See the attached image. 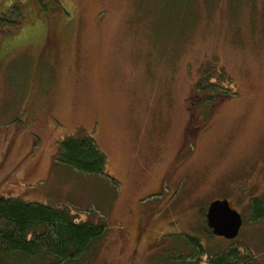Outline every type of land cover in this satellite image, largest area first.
Segmentation results:
<instances>
[{
    "label": "rangeland",
    "instance_id": "1",
    "mask_svg": "<svg viewBox=\"0 0 264 264\" xmlns=\"http://www.w3.org/2000/svg\"><path fill=\"white\" fill-rule=\"evenodd\" d=\"M24 1L0 0V196L103 221L81 264H209L233 244L264 264V0ZM77 132L104 173L54 163ZM222 199L233 241L206 224Z\"/></svg>",
    "mask_w": 264,
    "mask_h": 264
},
{
    "label": "trees",
    "instance_id": "2",
    "mask_svg": "<svg viewBox=\"0 0 264 264\" xmlns=\"http://www.w3.org/2000/svg\"><path fill=\"white\" fill-rule=\"evenodd\" d=\"M37 2L40 1H34L35 7L41 9ZM59 15L66 16L64 10ZM205 83L211 90L222 88L218 82L214 85L206 80ZM197 90L205 92L207 87L198 86ZM225 91L228 89L224 88L223 97H227ZM57 147L54 163L87 174L100 175L106 171L107 158L88 135L80 132L69 135ZM251 205L254 220L263 218L264 209L259 200L255 198ZM104 227L103 221L77 222L58 208L0 196V264H81L85 255L92 253L91 249L100 240ZM189 240L190 248L197 254L208 256L200 240ZM209 255H213L207 258L209 264H258L249 250L244 251L236 244ZM168 261L172 264H198L197 259H179L177 256Z\"/></svg>",
    "mask_w": 264,
    "mask_h": 264
},
{
    "label": "water",
    "instance_id": "3",
    "mask_svg": "<svg viewBox=\"0 0 264 264\" xmlns=\"http://www.w3.org/2000/svg\"><path fill=\"white\" fill-rule=\"evenodd\" d=\"M205 218L208 229L223 239L234 240L242 228V216L226 199L211 201Z\"/></svg>",
    "mask_w": 264,
    "mask_h": 264
},
{
    "label": "flooded vegetation",
    "instance_id": "4",
    "mask_svg": "<svg viewBox=\"0 0 264 264\" xmlns=\"http://www.w3.org/2000/svg\"><path fill=\"white\" fill-rule=\"evenodd\" d=\"M243 218V217H242Z\"/></svg>",
    "mask_w": 264,
    "mask_h": 264
}]
</instances>
